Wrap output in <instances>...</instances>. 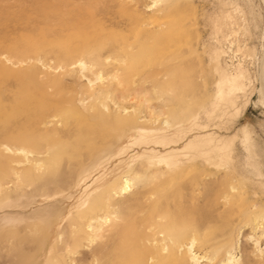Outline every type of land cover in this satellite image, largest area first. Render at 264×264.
Here are the masks:
<instances>
[{"label": "bare ground", "instance_id": "6f19581e", "mask_svg": "<svg viewBox=\"0 0 264 264\" xmlns=\"http://www.w3.org/2000/svg\"><path fill=\"white\" fill-rule=\"evenodd\" d=\"M187 2L71 0L73 14L42 33L15 37L1 24L23 57L62 49L69 66L100 84L42 83L33 65L24 82L0 74V264H264V252L254 254L248 241L241 260L232 252L237 226H248L246 237L264 230L263 199L213 185L222 165L235 169L214 126L217 109L226 113L243 96L241 72L208 77L194 69L201 60L184 59L193 39ZM220 26L215 20L213 29ZM78 94L89 100L84 108ZM151 100L159 111L148 109ZM156 121L173 127L171 134ZM192 130L204 135L181 158L142 153L109 170L134 146L160 150ZM196 184L199 191L190 192Z\"/></svg>", "mask_w": 264, "mask_h": 264}, {"label": "rangeland", "instance_id": "374dc122", "mask_svg": "<svg viewBox=\"0 0 264 264\" xmlns=\"http://www.w3.org/2000/svg\"><path fill=\"white\" fill-rule=\"evenodd\" d=\"M194 1L188 0L187 2L188 8H192L188 12V16L191 22L189 29L193 33V39L189 45L191 55L189 57L185 56L184 59H190V61L195 59L194 62L201 60L200 65L194 67V69L208 77L216 70L228 73L241 72L240 81L244 86L243 96L239 94V97L235 99L226 113L222 114L217 109L219 116L216 118L217 126H214L217 143L219 148L227 144L229 146L227 150H232L235 169L233 168L232 172H226L223 171L222 165L221 169L213 176V185L218 193H228V191L235 193L239 191L240 193L259 196L264 201V0ZM73 5L71 0H0V31L3 27L1 24L4 23L6 29L12 28L15 37H22L36 32L42 33L46 28L55 24L59 18H66L68 15L73 14V11H75ZM225 16H227V24H225ZM215 20L221 22L218 31L213 29ZM8 40L0 33V74L4 73L9 77H14L17 81L24 82L26 80L25 70L33 65L37 80L42 83H47L55 78L76 88L85 84L92 87L100 84L99 80L89 83L88 79L82 76L86 72L85 69L78 64L69 66L70 57L67 59L63 57L62 49H56V52L49 49L30 52L23 57V52L17 50L18 45H12ZM36 57H39L40 60H35ZM20 59L23 60L22 63L18 62ZM43 61L46 62V66ZM48 65H60V67L56 70L53 67L48 69ZM106 84L107 82L104 80L103 85ZM208 86L209 84L206 85V87ZM79 96V94L76 96L75 103L79 108H84L89 100L85 99L82 102L78 99ZM158 103L156 100H151L148 102L150 105L148 109L159 111L161 107L157 105ZM130 104H133V101H130ZM111 108H114L112 104ZM137 115L138 120L142 123L144 112L137 113ZM225 120H227V123H224ZM158 123L160 124L156 121L155 124ZM160 125L166 128L169 136L173 127L170 125L166 127L163 122ZM40 126L42 127V124ZM208 129L209 133L210 129ZM245 132L248 134L247 144L245 145L248 146L247 148L250 149L251 154L243 151L242 138ZM203 135L204 132L198 133L196 130H192L186 133L181 141L171 143L160 150L158 147L143 149L144 147L134 146V149L114 162L109 170L125 160L132 163L130 159L142 153L154 155L153 158H161L164 161L181 158L187 155L186 152L189 146ZM130 139L131 137L125 138L120 146L129 144ZM238 149L239 152H237ZM135 163H137V160ZM226 166L231 170L229 163ZM241 167L244 170H241ZM193 168L192 165L187 166V170ZM255 172L258 174H255ZM98 174L100 173H96L93 178ZM189 174L190 176H186L187 178L192 176L191 172ZM119 176L125 179L128 174L122 172L119 173ZM204 177L203 175L202 178ZM231 183L235 184L237 188L229 189L228 185ZM199 186L196 184L194 190L189 186L190 192H198ZM4 187L8 191L14 190L11 182L6 183ZM184 190L188 191V188H184ZM249 204L252 205V209L258 206V204L254 205L252 202ZM262 204L264 209V203L262 202ZM2 214L4 213H0V216ZM246 232H249L248 226H237L233 231L232 240L235 243L233 246L235 248L232 252L239 260L242 259L243 255L239 249L245 241H248V245L252 249L256 247L254 254L264 252V230L259 229L257 235L260 236V240L257 244L255 241L257 235L246 237L243 235ZM66 264H70L69 260Z\"/></svg>", "mask_w": 264, "mask_h": 264}]
</instances>
